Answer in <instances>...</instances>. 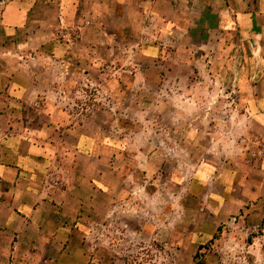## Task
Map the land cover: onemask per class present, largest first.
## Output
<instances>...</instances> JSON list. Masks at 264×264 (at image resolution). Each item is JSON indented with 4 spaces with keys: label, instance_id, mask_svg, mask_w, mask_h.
<instances>
[{
    "label": "crops",
    "instance_id": "crops-1",
    "mask_svg": "<svg viewBox=\"0 0 264 264\" xmlns=\"http://www.w3.org/2000/svg\"><path fill=\"white\" fill-rule=\"evenodd\" d=\"M145 30L157 39L127 46L156 60L164 36L184 37L187 58L173 64L201 61L209 67L201 78L218 86L214 94L234 93L229 112L242 134L236 154L217 170L199 168L186 198L202 204L196 232H258L253 240L264 257V0H0V264H88L77 244L90 236L85 213L92 216L100 193L114 192L97 131L115 126V99L126 98L114 89L111 68L98 70L116 57L100 51L113 55L118 44L126 48V34ZM99 80L106 120L83 121L72 100L86 92L81 82Z\"/></svg>",
    "mask_w": 264,
    "mask_h": 264
},
{
    "label": "rangeland",
    "instance_id": "rangeland-1",
    "mask_svg": "<svg viewBox=\"0 0 264 264\" xmlns=\"http://www.w3.org/2000/svg\"><path fill=\"white\" fill-rule=\"evenodd\" d=\"M173 37H163L165 48L156 60L127 46L131 40L157 39L147 30L126 34V48L118 44L113 55L100 51L105 59L116 57L111 67L98 70L110 73L111 68L114 89H125L126 98L115 99V126L97 131L99 157L114 171V192L100 193L92 216L91 211L85 213L84 230L90 236L77 244L88 264H264L258 241L253 240L258 232L236 227L224 233L221 227L214 236H205L195 230L194 222L203 221V210L201 203H188L189 181L202 166L217 170L234 158L242 134L229 112L236 102L234 93L214 94L218 86L201 78L209 70L201 61L195 66L173 64L177 57L187 58L181 49L188 43L184 37ZM235 41L233 35L230 42ZM189 76L194 81H188ZM103 84L81 82L86 92L72 101L83 121L97 115L98 121L106 120L99 116L104 101L95 91ZM224 106L227 114L214 112ZM118 122L124 123V130ZM106 138L111 145L105 144Z\"/></svg>",
    "mask_w": 264,
    "mask_h": 264
}]
</instances>
